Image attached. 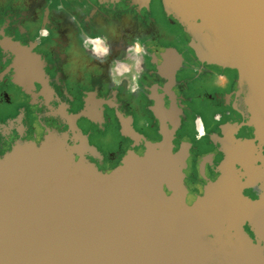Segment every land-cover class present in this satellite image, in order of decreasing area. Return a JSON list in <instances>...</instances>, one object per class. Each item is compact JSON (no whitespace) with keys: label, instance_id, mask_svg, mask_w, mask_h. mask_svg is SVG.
Masks as SVG:
<instances>
[{"label":"water","instance_id":"water-1","mask_svg":"<svg viewBox=\"0 0 264 264\" xmlns=\"http://www.w3.org/2000/svg\"><path fill=\"white\" fill-rule=\"evenodd\" d=\"M160 2L200 61L237 71L249 115L231 129L254 139L224 141L219 175L191 204L187 152L170 136L107 173L56 131L16 143L0 158V264H264V186L243 194L264 185V0Z\"/></svg>","mask_w":264,"mask_h":264},{"label":"flooded vegetation","instance_id":"flooded-vegetation-1","mask_svg":"<svg viewBox=\"0 0 264 264\" xmlns=\"http://www.w3.org/2000/svg\"><path fill=\"white\" fill-rule=\"evenodd\" d=\"M189 42L160 0H14L0 11V158L56 131L72 146L83 142L75 159L107 173L170 136L173 152H187L191 204L219 175L224 141L254 137L251 127L231 129L249 115L237 71L200 61ZM146 82L149 96L138 93ZM185 100L191 129L182 126ZM201 106L219 110L209 126L192 112ZM263 186L243 194L254 200ZM244 230L253 238L247 224Z\"/></svg>","mask_w":264,"mask_h":264},{"label":"rangeland","instance_id":"rangeland-1","mask_svg":"<svg viewBox=\"0 0 264 264\" xmlns=\"http://www.w3.org/2000/svg\"><path fill=\"white\" fill-rule=\"evenodd\" d=\"M16 2V1H15ZM14 3V0H0V11H6V10H9V8H11V6H12V4ZM155 6V11H156V13L158 12V8H159V6L157 5V4H155L154 5ZM155 13V14H156ZM159 14H161V13H159ZM156 16L157 17H159V15H157L156 14ZM166 18V22L168 21L167 20V16H165ZM177 32L178 33H180L181 32V29L179 28V27H177ZM164 39V38H163ZM177 47H178V45H177ZM183 49V48H182ZM181 49V50H182ZM193 73V72H192ZM149 84V82H146V84H145V86H144V88L142 89V91H139L138 93H140V95H142V92H144L145 94L147 93V91L149 90V87L147 86ZM129 93V92H128ZM147 95V94H146ZM129 96H130V93H129ZM147 96H149V94L147 95ZM120 100H122V98H120ZM144 104V107H146V105H148L149 104V102H144L143 103ZM188 105L189 104H187V100H185L184 101V103H183V109H184V113L182 114V120H183V128H193V126H194V122L192 121V117H190V119L188 120H186V118L189 116V114L187 113V108L186 107H188ZM191 106V105H190ZM201 109H203V110H201ZM193 113L194 112H196L198 115H200V118L201 119H203V121H204V123H205V125L206 126H209V123L211 122V120H212V115L214 114V113H217V112H219V110L217 109V108H213L211 111H208V110H206V109H204L202 106L201 107H195L194 109H193V111H192ZM134 117H135V122H134V127L136 128V129H139L138 127H139V119L137 118V116H136V114H134ZM146 118L147 119H151V117L148 115V116H146ZM184 118H185V120H184ZM186 122H187V124H186ZM117 128V126H116V124L114 125V129H116ZM101 135V134H100ZM145 137H143V138H145V140L146 141H148V140H150L151 139V137H149L150 136V134L149 133H145V135H144ZM114 137V139H119L117 136H113ZM194 139V136H193V134H191V136H190V140H193ZM103 150H105V148L103 149Z\"/></svg>","mask_w":264,"mask_h":264}]
</instances>
